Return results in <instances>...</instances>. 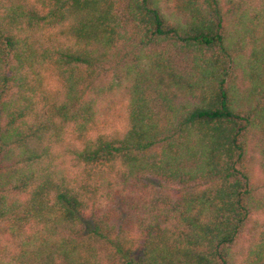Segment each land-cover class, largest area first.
I'll list each match as a JSON object with an SVG mask.
<instances>
[{"label":"trees","instance_id":"trees-1","mask_svg":"<svg viewBox=\"0 0 264 264\" xmlns=\"http://www.w3.org/2000/svg\"><path fill=\"white\" fill-rule=\"evenodd\" d=\"M254 137L264 0H0V264H264Z\"/></svg>","mask_w":264,"mask_h":264},{"label":"rangeland","instance_id":"rangeland-1","mask_svg":"<svg viewBox=\"0 0 264 264\" xmlns=\"http://www.w3.org/2000/svg\"><path fill=\"white\" fill-rule=\"evenodd\" d=\"M157 49L167 50L168 56L171 57V59L174 61L176 65L178 66L185 65V56L178 51L176 46L172 45L171 43H163ZM126 54L130 55L129 53ZM112 64L110 66H112ZM108 67L109 66L107 65V67L105 68L108 69ZM112 71H114L112 68H109L107 72L105 70L101 75V80L107 79ZM237 83L238 84L240 83L239 80H237ZM253 139H254L252 141L253 143L248 148L247 163L249 164V166L252 167L251 178H252V187L254 189L255 196H259L263 193L264 186H263L262 175L258 171L256 165V158L258 157L257 146L259 145V142L257 140V137L256 138L254 137ZM149 181L154 185L157 183L152 178H149ZM261 220H262V215L260 211H255L251 213L250 218L247 220L246 224L244 225L241 235L236 239L232 247V252L235 257H238L240 254H242L245 248L247 247V245L254 240L255 235L260 229Z\"/></svg>","mask_w":264,"mask_h":264}]
</instances>
